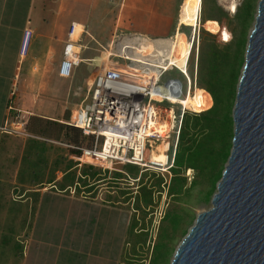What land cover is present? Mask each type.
Returning a JSON list of instances; mask_svg holds the SVG:
<instances>
[{"label":"crops","instance_id":"0c3cea01","mask_svg":"<svg viewBox=\"0 0 264 264\" xmlns=\"http://www.w3.org/2000/svg\"><path fill=\"white\" fill-rule=\"evenodd\" d=\"M187 1L0 0V264H120L130 212L72 189L58 190L49 183L51 174L59 180L62 173L55 168H67L68 160L61 159V167L57 160L35 165V152L26 153L30 135L7 129L15 125L16 116L25 122V130L31 118L66 124L74 88L83 85L88 73L93 75L87 67L89 45L100 52L124 35L169 38L185 26L178 18ZM72 23L75 38L86 45L84 66L65 69L64 45ZM25 30L30 37L22 50ZM91 62H100V57ZM46 142L54 141H45L44 149ZM27 155L31 159L24 161ZM31 168H47L40 170L45 172L42 183L30 182L35 172ZM22 174L28 181L19 179Z\"/></svg>","mask_w":264,"mask_h":264},{"label":"trees","instance_id":"16d2710c","mask_svg":"<svg viewBox=\"0 0 264 264\" xmlns=\"http://www.w3.org/2000/svg\"><path fill=\"white\" fill-rule=\"evenodd\" d=\"M202 1L204 2V0H201V4ZM238 9L234 16L230 17L220 6L212 3L208 17H202L204 38H202L201 44L198 45L197 70L193 72L188 64L187 73L192 81V89L194 91L203 89L209 96L211 104L200 113L186 110L183 112L178 142L174 150L172 164L169 167L172 177L167 193L170 198L174 199V205L179 203L183 196L191 195L192 199L190 198L191 202L187 208L186 216H173L171 221L166 223L169 220V210L164 214L162 220L165 224L160 228L158 237L163 232L162 236L166 242L173 239L176 230L179 229L180 225L182 226L185 218L191 217L192 205L210 200L230 154L233 136L231 112L235 102L236 84L244 64L246 33L254 12L253 7L248 20H245L240 19L238 16ZM201 13L203 14V12ZM206 22L215 23L217 31L215 33L207 31L204 27ZM181 32L188 36V33L183 30ZM192 53L193 47L188 61L192 57ZM218 94L220 98H218ZM175 113L178 115L179 110H175ZM68 119L69 114H67L65 121ZM26 132L31 138L28 141L30 147L27 148L26 153L35 152L34 158L31 160L35 165L45 162L43 154L45 150L44 143L47 140L67 145L72 148L73 153H79L76 148H81L84 145L92 146L90 137L84 136L77 128L59 122L31 118L26 123ZM86 142L87 144H85ZM172 150L173 146L171 145L169 161ZM27 156L24 161L31 159L30 155ZM59 162L60 158L56 161L58 163L56 164L57 167H59ZM112 163H120L124 167L122 172H113L112 179L115 181L129 175L132 178H137L138 168L136 165L117 161ZM67 165L70 166L62 170L55 168L56 171L62 172V177L55 181L54 172H52L49 183L54 182V186L58 190L68 191L72 189L75 194L82 193L94 198L93 195L97 186L103 181L101 172L94 168L77 169L72 162H68ZM31 169L35 172L30 174V179L33 177L30 182L42 183L43 181L40 179L42 168ZM188 169L196 171L197 178L187 186L186 178L181 174V171ZM158 181L161 182V179ZM141 197L142 202L138 207H149L152 203L151 189L143 187ZM104 201L114 203L110 195ZM182 234H186V229ZM142 235L138 234L136 236L138 238L136 243L139 242ZM170 253L171 250L168 256L165 257L163 264H168ZM152 260L153 258L150 259V264H152Z\"/></svg>","mask_w":264,"mask_h":264},{"label":"rangeland","instance_id":"374dc122","mask_svg":"<svg viewBox=\"0 0 264 264\" xmlns=\"http://www.w3.org/2000/svg\"><path fill=\"white\" fill-rule=\"evenodd\" d=\"M232 1L233 0H204V2L202 1L201 4V0H200L195 23L193 22L181 23V25H185L182 28V30L188 33L187 36L180 31L182 35V39L189 44L192 36L194 38V44L192 45L193 47V53L191 55L192 57L190 58L189 61H187L188 62L187 67L189 64V68L193 72H196L197 70V58L199 54L197 53L198 45L199 43L201 44L202 38H204L202 17L203 18L208 17L211 11L212 3H216L218 6H220L224 10V12L229 14L230 17H233L236 10L239 8L238 16L240 17V19H245V20H248L251 14V10L254 7V12L252 16L253 18L250 22V25L246 33V38H248V35L254 24V18L256 15L257 4L259 0H234L236 3L235 10L230 11L228 9L229 8L228 6H230V3ZM201 12H203V14ZM204 27L207 31L211 33H215L217 31V26L213 22H206ZM89 48L90 51L87 52L92 53V55L89 54L90 58L88 62L89 64H94L95 66H90L88 64L87 67L93 68L92 69L93 75L88 73L90 77L88 76L85 79L83 85H79V89L74 88V94L72 98L73 99L72 110H69L67 112L69 116L71 115V111L77 109L78 107L82 106L83 104L89 101L86 100V98L88 92L87 90L90 85L91 79L99 73L102 72L106 73L110 67V62H112V58L108 60L109 53L107 48L101 49L100 52L94 51L95 49H98V47L95 45L90 44ZM244 55H245V51H244ZM95 57L97 58L100 57V62L98 63L91 62L92 58ZM116 64L120 66L123 65V62H116ZM80 66H84V63ZM81 69L82 67L80 68V71ZM175 69L176 68L170 69L169 71L164 73L163 76H161L159 83L166 84L167 82L170 81H177L181 86L180 97H183L186 90V81L179 73V70L176 71ZM241 71L242 69L240 70V74ZM84 75L86 76V74ZM78 78H80V76ZM236 88H237V84H236ZM218 98H220L219 94H218ZM186 100L187 102L186 105L184 106V111L186 110L188 112L200 113L205 109H207L211 104V100L209 96L203 89H198V90L196 89L195 91L194 89H192L191 93L187 96ZM160 105L161 107L164 106L168 107L166 112L164 111L162 112L161 119H164L167 116H169L170 113L169 108H173L175 110H180L181 108V105L179 104L170 105V104L162 103ZM173 121H174V116L172 112V119H171L172 126L175 125L177 128L174 129L172 127L169 133L167 134V136H165L164 138L163 137L156 138V142L155 144H153V146L150 143L151 145L150 147H148L146 151V162H145L146 164L143 166L142 165L137 166L138 168L137 178H132V176L129 175L127 177L115 181L114 179H112L113 172L116 171L122 172L124 168L122 164L120 163L113 164L112 162H108V161L105 163L95 162L90 160L88 162H79L74 159L76 156L80 154V151L78 149L77 150L79 153H73L71 151L72 148L68 147L67 145L58 142H46L47 147L44 150L43 157H45L47 164L50 163L49 165H52L55 160H58V158H60V162L58 166L61 167L63 166L64 158H66L68 162L74 163L77 169L86 170V168H94L95 170H99L102 174L101 178H103V181L97 186L96 192L93 195L94 198H98L104 201L105 199H107V196L110 195L111 198H113L115 204L124 206L130 212L129 231L126 236L120 264H150L151 258H153L152 264H160V263L163 264L165 257L168 256V253L171 250V253L168 257V264H170L174 251L176 250L177 246L185 236L184 234H182L184 230L186 229V233H187L190 227L193 225L196 216L200 212L209 209L211 206L210 204L211 198L207 202L201 201L198 202L196 205H192L191 217L185 218L182 226L181 225L179 226V229L176 230V234H174L175 236L170 242H166L165 239H163L162 236L163 232H161L160 233L161 235L158 237L160 228L165 224L164 220H162L164 214L169 210L168 212L169 220L166 223H169L171 221V217L173 216L184 217V215L187 213L186 212L187 208L191 202L190 198L192 197L191 195L183 196L182 200H180L179 203L174 205L175 203L174 199L170 198L167 193L168 186L172 177V172L170 171L169 167L172 164L173 154L178 142V133H179L178 123H175ZM85 144H87V142ZM92 145H93V140H92ZM171 145L173 146V150L171 154V159L169 161ZM85 147L89 148L86 145L82 146L81 148H85ZM154 153L158 157L159 161L152 163L150 157ZM64 154H67L66 157H64ZM69 155H72L73 158L68 159ZM61 159L63 160V163ZM84 160L87 159L84 158ZM42 165L44 166V164H41V166ZM46 169L42 168L41 170L46 171ZM52 169L53 168H49V171L52 172ZM62 169L63 168H60V170ZM41 174H42L41 178H44L45 172L43 171ZM181 174L186 178L187 186L194 179L197 178L196 171L192 169L181 171ZM24 178H25L24 174H22L19 177V179L28 181L27 179ZM159 179H161V182L158 181ZM143 187H147L151 189L152 203L149 207L139 208L138 205H140V203L142 202L141 193ZM79 195H84V194L81 193ZM30 209L32 210V208ZM31 210L26 211L25 214L26 219L24 221V224L26 229L29 225V219L32 214ZM138 234H143V235L142 237H140L139 242L136 243V240L138 239L136 238V236Z\"/></svg>","mask_w":264,"mask_h":264},{"label":"water","instance_id":"95a60500","mask_svg":"<svg viewBox=\"0 0 264 264\" xmlns=\"http://www.w3.org/2000/svg\"><path fill=\"white\" fill-rule=\"evenodd\" d=\"M231 149L210 208L170 264H264V0L248 35L231 112Z\"/></svg>","mask_w":264,"mask_h":264},{"label":"built area","instance_id":"2783aa9c","mask_svg":"<svg viewBox=\"0 0 264 264\" xmlns=\"http://www.w3.org/2000/svg\"><path fill=\"white\" fill-rule=\"evenodd\" d=\"M75 25L74 23L71 24L64 45L62 63L65 69H75L80 66L82 64V51L86 48V45L75 38ZM82 30L81 34L88 35L86 30ZM29 37L30 31L25 30L22 50L26 48ZM193 41L192 36L190 48H192ZM107 49L109 53L110 48ZM121 50L117 52L116 45V51L110 52L109 56L121 60L123 65L118 66L116 63L110 62V67L106 73L95 75L87 92L86 100L89 101L71 111L66 122V125L79 129L84 136L93 140L92 147L76 148L80 154L74 159L79 162H88L89 160L104 163L117 161L136 166L145 165L146 151L150 143L147 142L148 146L142 147L140 152L137 147H139L140 140L152 139L151 136H148V124L153 113L156 112L161 119L162 112H166L168 107H161L160 104H170L167 102L168 95L183 98L191 93L192 81L187 73L189 54L183 71H179L186 80L184 96L180 97L181 86L177 81H170L166 84L159 83L161 76L166 73L164 69H159V79L153 86L163 88L158 92L162 98L155 100L146 91L150 84L147 82L146 72L138 70L129 52ZM171 69L174 68L171 67ZM170 110L173 112V122L178 123L179 129L184 107L181 105L178 115L175 113V109L169 108V112ZM172 127L177 128L175 125ZM7 131L18 136H28L25 130V122L19 120L18 116H16L15 125L13 124Z\"/></svg>","mask_w":264,"mask_h":264},{"label":"bare ground","instance_id":"6f19581e","mask_svg":"<svg viewBox=\"0 0 264 264\" xmlns=\"http://www.w3.org/2000/svg\"><path fill=\"white\" fill-rule=\"evenodd\" d=\"M199 4H200V0H188L187 3L184 4L181 9L178 18L179 24H181L182 22L195 23ZM235 6L236 3L233 0L230 3V6H228L229 7L228 9L230 11H234ZM116 45H117V52H119L121 49H122L121 51L129 52L130 56L132 57V61L135 64V67L138 70H142V72H146L147 82L150 83L146 91H148L152 99L155 100H160L162 98V96L158 95V92L163 88L156 87L155 85L153 86V84H156V82L159 79L158 78L159 69H164L165 72H167L172 67V68H176L179 71H183L186 65L188 54L190 55V49H191L190 43L188 44L182 39V35L180 31L173 34V36L165 39L153 40V39H148L140 36H132V35H124L121 37H117L109 45L111 53H114V51H116ZM186 98L187 96L183 98H177L174 95H168L167 102H169L170 104H180L184 107L187 102ZM171 119H172V111H170L169 116H167L164 119H160L158 117V114L154 112L152 119L148 124V136H151L152 139L148 138V139L140 140L138 144L139 147H137V150H139L140 152L141 149H143L142 147L145 148L146 146H148L147 142L151 143L153 146V144H155L156 142L157 137L164 138L165 136H167L170 129L172 128ZM107 144H106V148H107ZM129 144H131V142H129ZM150 158L152 163L159 161L155 153L152 154Z\"/></svg>","mask_w":264,"mask_h":264}]
</instances>
